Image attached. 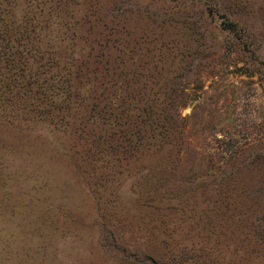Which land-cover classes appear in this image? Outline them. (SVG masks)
I'll list each match as a JSON object with an SVG mask.
<instances>
[{
	"label": "rangeland",
	"instance_id": "obj_1",
	"mask_svg": "<svg viewBox=\"0 0 264 264\" xmlns=\"http://www.w3.org/2000/svg\"><path fill=\"white\" fill-rule=\"evenodd\" d=\"M0 264H264V0H0Z\"/></svg>",
	"mask_w": 264,
	"mask_h": 264
},
{
	"label": "trees",
	"instance_id": "obj_2",
	"mask_svg": "<svg viewBox=\"0 0 264 264\" xmlns=\"http://www.w3.org/2000/svg\"><path fill=\"white\" fill-rule=\"evenodd\" d=\"M15 27H18V25L15 26ZM32 82H34V81H32ZM59 82H61V83H63V84H60ZM67 82H68V81H66V80H59V79H58L57 82H51V83L49 84V87H46V88H49V89L51 90V94H50V96L53 95V94H54V96L57 95V91L60 89V86H61V85H62V88L65 89V91H68L69 86L67 85ZM38 88H41V91H40V92H42L41 94H43V90H45V86H43V85L39 86V85H38ZM59 93H60L61 96H63L64 98L68 95V93H65V94L62 93V92H59ZM48 101L51 102V103H49V108L46 109V110L38 111V112H40V113H44V115H46V113L51 112V110H52L53 108H55L54 103H53L52 101H50V100H48ZM56 108H57V106H56ZM33 109H34V108H33ZM42 109H44V107H42Z\"/></svg>",
	"mask_w": 264,
	"mask_h": 264
}]
</instances>
